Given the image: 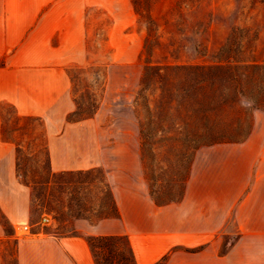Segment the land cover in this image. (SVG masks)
<instances>
[{"label": "rangeland", "instance_id": "obj_1", "mask_svg": "<svg viewBox=\"0 0 264 264\" xmlns=\"http://www.w3.org/2000/svg\"><path fill=\"white\" fill-rule=\"evenodd\" d=\"M32 1L44 3L37 19L47 28L67 18L85 33V62L66 67L75 102L68 120L101 114L116 130L135 129L157 204L181 199L196 149L243 141L253 113L264 112V0ZM50 37L59 45V34ZM0 119L3 138L19 146L18 178L33 200L26 226L12 229L0 213L8 232L65 234L76 219L115 215L101 170L54 174L42 122L6 103ZM89 243L98 264H135L126 238ZM4 246V264H17L14 242Z\"/></svg>", "mask_w": 264, "mask_h": 264}, {"label": "crops", "instance_id": "obj_2", "mask_svg": "<svg viewBox=\"0 0 264 264\" xmlns=\"http://www.w3.org/2000/svg\"><path fill=\"white\" fill-rule=\"evenodd\" d=\"M43 7L0 0V103L42 122L54 174L101 170L116 213L76 219L65 234L17 237L0 222V264L8 241L17 264H98L90 238H126L135 264H264V112L253 113L243 141L196 149L181 199L157 204L135 129L116 130L101 114L68 120L75 102L66 67L85 62V33L67 18L47 28L37 19ZM32 57L36 68L28 70ZM18 148L3 138L0 119V213L12 229L30 222L33 205L32 189L18 178Z\"/></svg>", "mask_w": 264, "mask_h": 264}, {"label": "built area", "instance_id": "obj_3", "mask_svg": "<svg viewBox=\"0 0 264 264\" xmlns=\"http://www.w3.org/2000/svg\"><path fill=\"white\" fill-rule=\"evenodd\" d=\"M48 220H49V218H45L44 219L45 222L48 221ZM24 231H25V234H30V229L28 227H25L24 228ZM19 236L21 237L22 236V233L19 234Z\"/></svg>", "mask_w": 264, "mask_h": 264}, {"label": "trees", "instance_id": "obj_4", "mask_svg": "<svg viewBox=\"0 0 264 264\" xmlns=\"http://www.w3.org/2000/svg\"><path fill=\"white\" fill-rule=\"evenodd\" d=\"M90 243H91V240H90Z\"/></svg>", "mask_w": 264, "mask_h": 264}]
</instances>
